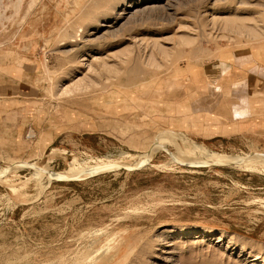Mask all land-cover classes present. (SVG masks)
<instances>
[{
    "label": "rangeland",
    "instance_id": "1",
    "mask_svg": "<svg viewBox=\"0 0 264 264\" xmlns=\"http://www.w3.org/2000/svg\"><path fill=\"white\" fill-rule=\"evenodd\" d=\"M130 1L0 0V264H264V0Z\"/></svg>",
    "mask_w": 264,
    "mask_h": 264
},
{
    "label": "bare ground",
    "instance_id": "2",
    "mask_svg": "<svg viewBox=\"0 0 264 264\" xmlns=\"http://www.w3.org/2000/svg\"><path fill=\"white\" fill-rule=\"evenodd\" d=\"M73 1V0H72ZM98 1V0H97ZM107 1V0H106ZM124 1V3H122L123 5L124 4H127L128 5V3H126L127 1H130V0H122V2ZM79 2V1H78ZM131 2V1H130ZM75 3V2H74ZM98 3V2H97ZM102 3H104L103 1H102ZM108 3V2H107ZM76 4H78V3H76ZM23 6V5H22ZM122 6V5H121ZM130 6V5H129ZM107 7V6H106ZM117 7V6H116ZM73 8V7H72ZM107 19V18H106ZM104 21V20H103ZM102 24H105L104 22H102ZM180 135H179V133H177V132H175V131H173V130H165V131H162L161 133H160V135L158 136V140H156L155 141V143H156V146L159 148V147H162L163 145H165V144H167L168 143V141L169 140H172V139H180L181 141H184L185 142V140L183 139V138H181V137H179ZM154 139V138H153ZM154 142V141H153ZM154 143V144H155ZM187 143V142H186ZM187 145H188V148H189V150L191 151V153L194 155V154H196V155H198V152L196 151V148H195V146L194 145H189L188 143H187ZM158 149L156 148L155 150H153V152H155V151H157ZM195 156V155H194ZM199 156V155H198ZM197 156V157H198ZM150 157V156H149ZM139 158V157H138ZM213 158H215L214 160L215 161H217V159H218V156H213ZM148 158H147V156H145V157H143V158H141L138 162H140V161H145V160H147ZM221 159V158H220ZM219 160V159H218ZM246 161H251V159H247ZM256 163V162H255ZM46 164V163H45ZM252 166V165H251ZM259 167V166H258ZM253 168V167H252Z\"/></svg>",
    "mask_w": 264,
    "mask_h": 264
},
{
    "label": "water",
    "instance_id": "3",
    "mask_svg": "<svg viewBox=\"0 0 264 264\" xmlns=\"http://www.w3.org/2000/svg\"><path fill=\"white\" fill-rule=\"evenodd\" d=\"M238 161H243L242 159L238 160Z\"/></svg>",
    "mask_w": 264,
    "mask_h": 264
}]
</instances>
